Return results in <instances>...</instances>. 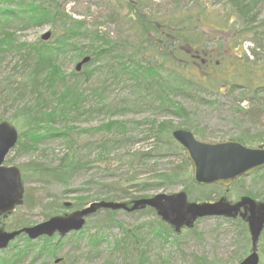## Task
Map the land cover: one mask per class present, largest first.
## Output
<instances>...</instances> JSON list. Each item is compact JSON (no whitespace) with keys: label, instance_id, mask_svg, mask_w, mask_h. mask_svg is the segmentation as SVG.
I'll use <instances>...</instances> for the list:
<instances>
[{"label":"rangeland","instance_id":"rangeland-1","mask_svg":"<svg viewBox=\"0 0 264 264\" xmlns=\"http://www.w3.org/2000/svg\"><path fill=\"white\" fill-rule=\"evenodd\" d=\"M39 1L14 0L26 7L31 2ZM107 1L61 0L59 3L62 2L67 13L85 18L89 27H98L104 36L115 40L128 37L123 21L117 16L112 19L108 17ZM146 1L151 3L147 11L161 18L165 15L193 14L194 18L201 19H195V23L204 35L213 39L208 41L205 49L219 47V51L216 49V54L212 55L213 60L193 69L203 88L197 89L192 95L178 93L170 97L175 104L185 108L181 114L168 100L164 105L161 101L131 105L125 111L117 106L122 99L132 98V87L128 86L132 83L113 80L111 71L104 63L84 64L83 68L93 70L91 74L80 78L86 105L83 104L79 113L69 115L68 120L55 125L60 129L71 128V144L62 136L47 138L28 153H19L13 148L5 160L6 164L17 165L21 169L31 164L47 166L58 163L72 147V152L83 160V168L67 183L54 179H28L24 182L25 203L9 215L1 216L0 227L13 230L22 220L28 221V226L35 225L49 218H45V214L51 206L60 209L59 204L67 205L60 209V215L71 213L100 199L114 186H119L115 187L119 191L126 188L124 190L128 194L145 196L185 190L184 183L180 181L138 191L139 183L148 180L154 173L177 166L182 165L193 177L192 165L187 167L182 159L185 151H180V144L177 141L166 143V136L157 133L153 127L159 122L171 121L177 128H183L181 125L191 127L197 138L203 141L223 142L240 138L251 147L264 144V90L256 91L253 88L263 83L264 76V0H258L252 11H249L248 18L240 14L229 0ZM5 4L2 2L1 7ZM57 22L22 27L18 21L3 29L0 26V122L12 121L20 132L26 127L15 118L22 106L32 104L37 96V92L29 90L23 96L19 95L29 67L33 65L34 59L30 52L44 41L42 35L47 31H51L52 36L46 41H55L61 24V21ZM77 45L82 52L92 49L88 37L79 38ZM82 58L79 52L58 57L61 76L58 75L55 81V93L60 94L63 90L62 80H74L73 73ZM139 58L146 62L149 60L147 55ZM44 76L41 73L40 77ZM40 90L44 95L53 93L49 87ZM112 120L123 121L125 128L118 129L117 125L112 129H104L103 126ZM119 131L121 137L126 138L121 145L111 147L106 144L107 147L103 149L102 141L99 140L110 132L118 134ZM134 151H146L147 158L134 160L133 166L120 161L118 154ZM249 191L254 195L247 194ZM201 192H212L211 197L205 199L203 197L206 195L201 194L199 189L191 188L188 199L202 202L225 197L235 202L248 195L257 201H264V174L254 172L234 182L229 189L210 187ZM199 196L202 198L197 200ZM45 205H48L47 208ZM85 232L99 238L97 243L89 242V238L77 241L70 236L63 237L57 253L66 260L61 264H235L239 261V250L244 245L243 237L247 233L250 238L248 226L246 230L224 216L199 218L192 227L177 233L156 210L148 208L134 212L121 209L111 216L100 211L87 219ZM52 238L58 241L60 236L56 233ZM249 240V249L243 258L250 252ZM36 241L43 243V239ZM12 244L24 245V235L16 238ZM9 250L11 246L1 250L0 254L5 255ZM258 252L263 261V248H258ZM32 258L30 254L20 264H28ZM54 260L43 256L39 261L55 264Z\"/></svg>","mask_w":264,"mask_h":264},{"label":"trees","instance_id":"trees-1","mask_svg":"<svg viewBox=\"0 0 264 264\" xmlns=\"http://www.w3.org/2000/svg\"><path fill=\"white\" fill-rule=\"evenodd\" d=\"M59 1L61 0H41L38 3L31 2L29 7H26L23 3H15L14 0H2L6 4L0 7V26L2 29L18 21L22 23V27L44 25L51 22L57 24V21H61L55 41L39 42L40 44L30 52V56L34 59L33 65L29 67L27 79L23 83L21 82L19 95L23 96L29 90L34 93L37 92V96L32 104L23 105L15 118L26 127L24 131L20 132V138L14 147L19 153H28L44 139L57 136L68 139L71 144L69 138L71 128L60 129L55 125L60 121L68 120L69 115L79 113L83 104L86 105V99L83 96L85 93L80 86V78L91 74L93 70L82 68V70L76 71L75 69L73 73L74 80L66 82L62 80L63 90L60 94L55 93L57 88L55 81L60 75L58 57L69 52H79L81 56L88 54L92 57L89 62L90 65L104 63L108 71H111L113 80H125L132 83L128 85L130 88L132 87V98L122 99V102L117 106V108L119 107L125 111L131 105L154 104L158 101L163 102L164 105L168 100L174 109L181 114L185 111V108L175 104L170 97L177 96L178 93L184 96L192 95L197 89L203 88L197 74L193 72V69L200 66L201 63L197 59H194V61L198 63H194L189 53L190 47L202 48L208 41L200 26L193 24L194 19L199 20L200 18H194L193 14H173L161 18L156 13L147 11L151 3L146 0H108V17L111 19L115 18L114 16L119 17L129 33L127 39L115 40L108 35L104 36V33L98 27H89L85 18L74 17L72 14L67 13L65 6ZM231 2L235 3L238 11L248 18L249 11H252L258 0H231ZM15 4L16 6H14ZM6 35L10 36L8 33ZM81 37H88L91 40L92 49L90 51L82 52L80 50L77 41ZM146 55L149 59L147 62L139 58L141 56L144 58ZM41 73L45 76L40 77ZM47 87L52 88L53 93L44 95L45 93L43 94L40 89H46ZM210 88L214 89L215 87L210 86ZM117 125L118 129L125 128L123 121L120 120H112L103 128L112 129ZM153 127L157 130V133L166 136L164 139L166 143L176 141L172 132L177 126L173 122H159L156 125L153 124ZM181 127L193 130L191 127L184 125H181ZM193 132L196 134L194 130ZM118 134H120V137H118ZM118 134L110 132L103 136V139L99 140L102 141V148L105 149L107 145L111 147L120 146L126 138L125 136L121 137L122 133L120 131ZM238 140L245 143L240 138ZM179 146L181 147L180 151L184 152V147ZM69 149L71 151L65 153L56 164L47 166L31 164L29 167H23L21 170L24 182L30 178L36 181L54 179L65 183L69 182L83 168L81 164L83 160L72 152V147ZM118 155L122 163L133 166L134 160L146 159L148 153L146 151H134L123 152ZM182 159L188 165L187 167L191 165L186 151ZM109 163L112 162L109 161ZM257 173L263 175L264 169L257 170L255 174ZM241 179H244V177L236 181ZM153 181L156 182L151 184ZM180 181L184 183V188L188 193L191 188L199 189L201 194L206 195L203 197L205 199L210 198L212 192L204 193L201 191L210 187L214 189L223 187L216 184H197L194 178L186 172V168L183 169L181 165L165 172L154 173L148 180L139 183L138 191L159 188L165 184ZM115 187L119 186H114L105 192L100 199L122 200L128 198V200H133L138 197H145V195L128 194L124 190L126 188L121 192L116 190ZM247 194L254 195L251 191ZM26 197L28 200V196ZM201 198L199 196L197 200ZM24 203L25 201H23ZM59 205L60 209L63 208V205L67 206L66 204ZM47 206L45 205L46 208ZM60 209L51 206L48 208L45 218L60 214ZM103 211L109 216L117 212L110 209ZM229 219L242 225L247 230L248 225L242 218ZM26 225H29V222L22 220L18 222L16 228L25 227ZM167 227L169 228L168 225ZM23 235L25 244L19 246L11 243L10 252L7 253V251L5 255L0 254V264H20L30 254L33 255V258L28 264H43L39 261L43 256L59 257L57 254L58 245L63 241L62 238H59L58 242L55 241V238L44 236L38 239H43V243H39V241L32 240L25 234ZM69 236L78 239L77 241H83L86 238L88 240L89 238L88 241L94 244L99 240L96 236L86 233L85 228L79 232H73ZM249 239V235L246 233L242 240L244 245L238 253L239 261L243 259L249 249ZM258 247L264 250V230L261 233ZM65 261L63 257L61 263H65ZM261 264H264V256Z\"/></svg>","mask_w":264,"mask_h":264},{"label":"water","instance_id":"water-1","mask_svg":"<svg viewBox=\"0 0 264 264\" xmlns=\"http://www.w3.org/2000/svg\"><path fill=\"white\" fill-rule=\"evenodd\" d=\"M51 35V31H48L42 38L48 40ZM90 60L91 56H85L77 64V70H81ZM173 137L185 148L192 164L194 180L198 184L230 187L241 176H248L264 168V145L250 147L240 141H202L185 128L175 129ZM18 138L19 131L12 122H0V215L14 211L23 202L24 184L21 170L17 165L4 164L7 154L16 145ZM147 206L156 209L162 219L174 226L176 231H180L183 226L192 227L198 218L205 216L241 215L248 222L252 247L250 253L237 264H260L258 242L264 229V201H257L245 195L235 202L228 201L225 197L217 201L196 202L189 201L185 190L137 198L131 205L124 201L96 200L70 214L53 215L35 225L11 231L0 228V250L7 248L9 243L22 233L34 240L43 235L52 236L56 232L65 236L73 230L78 231L85 225L87 217L102 208L135 211ZM61 261L62 258L55 259V263Z\"/></svg>","mask_w":264,"mask_h":264},{"label":"flooded vegetation","instance_id":"flooded-vegetation-1","mask_svg":"<svg viewBox=\"0 0 264 264\" xmlns=\"http://www.w3.org/2000/svg\"><path fill=\"white\" fill-rule=\"evenodd\" d=\"M208 41H210L209 38H207ZM207 41V42H208ZM206 42V45H208V43ZM205 46H203L202 48H191L189 49V53L192 57H195L196 59H200L203 64H207L209 63L211 60H213L212 55L216 54V47H208V50L205 49ZM194 51V52H193ZM194 63H197L194 61ZM259 77V75H258ZM263 83L258 85L257 81H255V83L257 84V86L253 87L256 91H260V90H264V76H263ZM253 86V85H251Z\"/></svg>","mask_w":264,"mask_h":264},{"label":"bare ground","instance_id":"bare-ground-1","mask_svg":"<svg viewBox=\"0 0 264 264\" xmlns=\"http://www.w3.org/2000/svg\"><path fill=\"white\" fill-rule=\"evenodd\" d=\"M263 116H264V112H263Z\"/></svg>","mask_w":264,"mask_h":264}]
</instances>
